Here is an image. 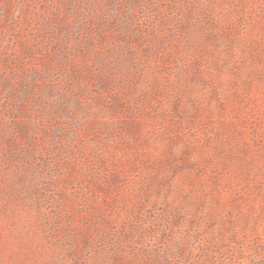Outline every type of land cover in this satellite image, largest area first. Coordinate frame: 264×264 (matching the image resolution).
<instances>
[{"label":"rangeland","instance_id":"rangeland-1","mask_svg":"<svg viewBox=\"0 0 264 264\" xmlns=\"http://www.w3.org/2000/svg\"><path fill=\"white\" fill-rule=\"evenodd\" d=\"M0 264H264V0H0Z\"/></svg>","mask_w":264,"mask_h":264}]
</instances>
